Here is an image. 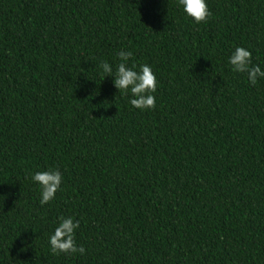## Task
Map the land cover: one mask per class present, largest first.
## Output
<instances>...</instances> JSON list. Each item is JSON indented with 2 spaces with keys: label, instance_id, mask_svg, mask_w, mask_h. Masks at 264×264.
Here are the masks:
<instances>
[{
  "label": "trees",
  "instance_id": "16d2710c",
  "mask_svg": "<svg viewBox=\"0 0 264 264\" xmlns=\"http://www.w3.org/2000/svg\"><path fill=\"white\" fill-rule=\"evenodd\" d=\"M206 2L0 0V264H264V78L228 62L264 71V0ZM120 51L154 109L102 77ZM61 216L84 254L51 252Z\"/></svg>",
  "mask_w": 264,
  "mask_h": 264
},
{
  "label": "clouds",
  "instance_id": "9594fccd",
  "mask_svg": "<svg viewBox=\"0 0 264 264\" xmlns=\"http://www.w3.org/2000/svg\"><path fill=\"white\" fill-rule=\"evenodd\" d=\"M183 6V11L196 23L206 22L211 16L206 0H178ZM130 51H120L118 53L120 63L116 66L113 74V67L107 61H102L99 68L102 70L101 75L105 79L108 76L114 77V85L119 93H131L130 104L138 109H154L156 106V97L153 95L157 91V77L152 68L143 64L131 67L127 61L132 57ZM229 64L232 71L237 73H246L249 82L256 85L258 78H264V71L260 66H252V53L244 47H236L229 57ZM41 188V205L49 203L55 198L57 191L62 184V174L59 170L38 171L33 177ZM80 227L78 221L71 217H59V225L55 228L54 234L49 237L50 250L54 255L60 253L84 254L83 246L77 247L75 240V230ZM24 249H22L23 251Z\"/></svg>",
  "mask_w": 264,
  "mask_h": 264
}]
</instances>
